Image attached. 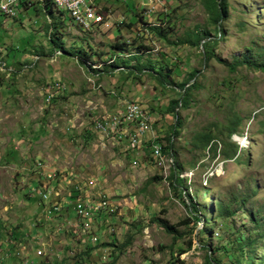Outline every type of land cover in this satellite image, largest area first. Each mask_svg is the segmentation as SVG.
Wrapping results in <instances>:
<instances>
[{
	"label": "rangeland",
	"instance_id": "obj_1",
	"mask_svg": "<svg viewBox=\"0 0 264 264\" xmlns=\"http://www.w3.org/2000/svg\"><path fill=\"white\" fill-rule=\"evenodd\" d=\"M100 1L107 12L93 28L57 8L46 14L35 0L17 17L0 14V264H207L195 237L202 227L219 264H232L248 240L263 257L251 264H264V0H225L207 65L202 42L192 43L197 30L216 34L205 0ZM114 13L126 20L110 21ZM195 70L172 136L167 106ZM137 101L148 133L126 132L138 147L130 151L116 127L126 126L125 109L102 113ZM100 116L116 117L113 129L98 126ZM168 137L172 155L150 156L156 138L170 150ZM175 162L197 226L169 185ZM76 199L96 213L88 228L76 222ZM218 201L234 210L226 221Z\"/></svg>",
	"mask_w": 264,
	"mask_h": 264
},
{
	"label": "trees",
	"instance_id": "obj_2",
	"mask_svg": "<svg viewBox=\"0 0 264 264\" xmlns=\"http://www.w3.org/2000/svg\"><path fill=\"white\" fill-rule=\"evenodd\" d=\"M0 1L3 2L4 0H0ZM32 1H34V0H32ZM32 1L30 0V2H32ZM35 1H37V0H35ZM37 3H38V5L41 6L42 10L46 14L48 12L52 16V8H55L52 0H38ZM205 3L207 5V8H208L209 13H210L211 22H213L216 25V27H215L216 34L214 35L215 36L214 38H211V35L209 32H207V31L203 32L201 30H197L195 32V35H196L195 39L192 43L195 45H200V43L202 42L201 43V45H202L201 53L204 54V63H205V65H207L209 59H211L214 56V54H213L214 44L219 41V37L220 38L222 37L221 31H220V26H221L220 22L225 19L226 15H225V0H205ZM24 8H25V6H24ZM99 12H102V10H99ZM0 14L4 15L3 12H0ZM4 16L7 17V15H4ZM48 24H49V30H51L52 32H56L57 27H58V24L56 23V21L53 22V25H51V22H49ZM53 42H55V40ZM113 46L115 48H118V49H124V43L123 42L117 43ZM57 50H60V49H56L55 51H57ZM79 58L82 62H85V60H86V58L82 57L81 55L79 56ZM121 66H123V65H121ZM147 70H149V69H147ZM198 72H199L198 70L193 71L189 75V77L187 78L186 82H183L182 84H180V90H181L180 97L177 99H172L169 102V105L167 106V110L173 112L174 117H175V122L172 126V136L178 135L179 127L181 126L180 116H179L178 112L175 110L179 106H182V107L188 106L189 99H190V95H189L190 90L195 88L197 85L195 75ZM49 99H51V98L49 97ZM126 136H129V134H127ZM144 136H146V135H144ZM211 138L212 137L210 135H207V134L203 135L202 139H201L202 140V143H201L202 146L205 147L210 142ZM168 141L170 142L169 143L170 150L167 149L166 147H164V145L161 146L162 147V155L164 157H166V154H164V153H167V150H168V153H170L172 155L171 148H172L173 144L171 142L170 137H168ZM154 143H160V139L159 138L153 139L151 141V143L149 144L148 150L150 152V156H152L151 151L153 150ZM137 149H138V147L135 148V151H137ZM129 150H130V147H129ZM235 151L236 150L234 149V150H232V153H229L230 151L225 150L223 152V154L227 159H230V158L234 157ZM151 159L155 162V159L153 157ZM175 166H176V162L174 163V166H173L174 168H172L170 170V174L167 177L169 179V185H171L172 189L174 190V194L178 198H180L183 202H184L183 198H186V200H187L186 205L189 208V213L192 214L194 224H195V226H197V223L201 220L200 216L197 213L198 212L197 204L192 200L191 196L189 195V192L187 191V188L185 185V180L183 179V177H180L178 175V172H176V170H175ZM246 199H247L246 197H243L241 199V203L242 204L245 203ZM233 214H234V210L231 209V206L229 203H225L223 201H218V203H217V215L219 218H222L224 221H226L227 219L231 218V216ZM255 226H260V225L258 222H256ZM165 228L170 233L175 232L173 229H170V227H168L166 225H165ZM259 235L261 237H264V230ZM209 236H210V231L206 230L205 227L198 228L196 230L195 237H196L198 243L200 244V246L203 249L208 250V254H206L205 263H207V264L208 263L219 264V262H218L219 258L214 255V254H216V252H218V247H214L212 249L211 246L208 245L209 242L207 240H208ZM253 242L254 241H252V240H248L246 245L238 244L236 249H234L235 252L232 250V252H233L232 264H238V263L242 264L243 262H245L246 264H251L253 262V260L255 259V256H257L256 258H258L259 260L263 259L262 256L255 255L259 247L255 248L253 246ZM112 244H115V241H113ZM246 247H247V249L244 250V248H246ZM224 248L225 249H223V247H222L221 250H224V251L228 250V246L224 247ZM226 256H227V254H226ZM53 264H55V263H53ZM179 264H185V263H184V261L181 260V261H179ZM228 264H231V263H228Z\"/></svg>",
	"mask_w": 264,
	"mask_h": 264
},
{
	"label": "built area",
	"instance_id": "obj_3",
	"mask_svg": "<svg viewBox=\"0 0 264 264\" xmlns=\"http://www.w3.org/2000/svg\"><path fill=\"white\" fill-rule=\"evenodd\" d=\"M62 4L67 5V12H70V19L75 25H88L91 28L98 27L103 24V16L99 14L93 5V0H59ZM28 4L30 0H6L4 3H0V12H4V15H10L17 17L19 12V5ZM62 87H55L50 93L49 97L54 96V91L60 90ZM120 109H126V126H117L119 130V139H126V132L140 131L148 133L146 123V109L137 101V104H124ZM119 115V109L114 112ZM97 125L103 127L104 121H101V117L97 120ZM127 145L130 147V151H135L134 140L126 139ZM44 198L50 195V192L46 191L43 194ZM100 205H103L100 203ZM73 208L76 220H85L88 224H91V216H95L96 213L92 212L88 207L87 201L76 199L73 202Z\"/></svg>",
	"mask_w": 264,
	"mask_h": 264
},
{
	"label": "bare ground",
	"instance_id": "obj_4",
	"mask_svg": "<svg viewBox=\"0 0 264 264\" xmlns=\"http://www.w3.org/2000/svg\"><path fill=\"white\" fill-rule=\"evenodd\" d=\"M38 1V0H37ZM36 1V2H37ZM53 1V5H54V7L55 8H57V9H59V10H62V11H65L66 13H67V15H68V17L70 18V12H67V5H64V4H62L59 0H52ZM3 3H4V1H3ZM94 5V4H93ZM99 13V12H98ZM100 14V13H99ZM102 15V14H101ZM8 18V17H7ZM78 26H81V27H84V28H90V26H88V25H78ZM114 59L116 58V56H114L113 57ZM128 104H135V103H133V102H130V103H128ZM109 113H111V112H109ZM123 115H125L126 116V109L124 110V112H123ZM119 117H121V115L119 114L118 115ZM117 118L116 117H114L112 120H116ZM112 120L111 119H106V120H103V119H101V121H104V125H103V127L102 128H104L105 130H111V129H113L112 128V126H113V124H112ZM101 127V126H100ZM134 142H135V140H134ZM153 152L155 153V154H157V155H160L161 154V152H162V147H161V145L159 144V143H156L155 145H153ZM76 222L78 223V226L79 227H84V226H82V223H84V220H76Z\"/></svg>",
	"mask_w": 264,
	"mask_h": 264
},
{
	"label": "crops",
	"instance_id": "obj_5",
	"mask_svg": "<svg viewBox=\"0 0 264 264\" xmlns=\"http://www.w3.org/2000/svg\"><path fill=\"white\" fill-rule=\"evenodd\" d=\"M95 2L96 3H99V2H101L100 0H93V3L95 4ZM102 3V2H101ZM99 6H102V4H99ZM99 6H97L96 4L94 5V9L96 10V11H98L99 12V10H102V9H100L99 8ZM106 6H109V3L106 5ZM107 7H103V9H104V11H106L107 9H106ZM104 11L102 10V12L104 13ZM102 12H99L100 14H102ZM107 12V11H106ZM105 14V13H104ZM104 16V15H103ZM118 15H116L115 13L114 14H111V19H110V21H117V20H126V18L123 16L122 18H120L121 17V15H119L120 17V19H118V17H117ZM128 20H127V22H129L128 24H132L133 22L131 21V19H129V18H127ZM123 67V69H124V66H122ZM142 70H144V69H142ZM100 105H102V104H100ZM123 106V105H122ZM122 106H118V107H113L112 108V106H110L111 108L109 109V110H104L103 111V113L102 114H105V113H108V112H115V111H117L118 109H120ZM101 117V116H100Z\"/></svg>",
	"mask_w": 264,
	"mask_h": 264
}]
</instances>
